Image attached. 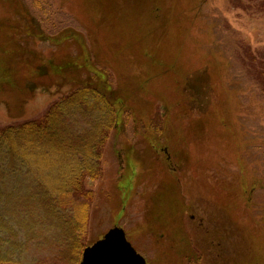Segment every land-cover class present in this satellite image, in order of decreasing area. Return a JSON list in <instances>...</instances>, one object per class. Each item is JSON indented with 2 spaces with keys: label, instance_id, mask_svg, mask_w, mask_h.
Wrapping results in <instances>:
<instances>
[{
  "label": "rangeland",
  "instance_id": "1",
  "mask_svg": "<svg viewBox=\"0 0 264 264\" xmlns=\"http://www.w3.org/2000/svg\"><path fill=\"white\" fill-rule=\"evenodd\" d=\"M86 1V7L91 8L90 17H85L90 23L84 20L86 14H81L85 2L80 0H0V47L11 41L12 49H17L13 57H8L12 60L8 66H12L14 75L22 68H26L22 71L24 74H31L30 60L52 58L51 54L60 47L49 38L64 28H77L86 33L94 52L97 49L92 61H103L96 34L89 32V28L95 29V21L101 22L99 28L110 38L107 41L123 31L124 35L128 34L134 29L133 23L139 32L137 40L142 36L149 41L154 35L152 27L160 16L165 25H175L183 31L180 61H184V71L200 65L197 56L201 53L195 45H202L203 57L209 56L207 49L212 51V57L222 67L221 80L225 83L222 102L228 103L234 114L225 127L231 126L235 132L231 130L226 139L221 133L225 122L213 123L198 110L193 115L184 113L180 104L168 110L164 102H172L175 94L159 90L162 102L153 97V83L141 84L143 94H136L134 73L141 79L140 72L151 66L148 62L146 67L141 59L134 63L129 56L138 57V51L145 47L144 41L137 49L124 48L126 56L118 58L115 67L111 65L105 78L80 73L83 84L88 80L103 84L105 89L110 86L116 90L123 88V92L128 90L136 111L154 115L155 122L158 119L165 122L168 130L163 138H155L147 134L144 122L127 111L121 124L109 132L102 148L101 175L96 181L87 182L94 197L87 211L86 228L76 236L82 248L74 252L75 256L78 252L82 258L88 242L102 238L110 228L119 225L147 258V264H245L239 254L244 250L245 236L249 231L255 234L260 229L263 233L264 229L261 224L264 217V93L258 84L262 79L264 89V76L258 73L264 70V0ZM109 3L115 11H111L112 16L105 15L102 22L100 8L105 5L109 10ZM28 19L38 29L30 27ZM28 28L31 30L27 31ZM155 29H160L159 23ZM163 32L166 31H160ZM148 41L146 45L155 44ZM115 45L111 43L112 51L117 48ZM173 45L167 50L169 54ZM55 81L49 87L36 90L34 96L31 92L27 94L28 101L23 107L16 105V89L2 86L0 128L37 117L58 94L76 90L80 85L77 81L60 83L59 80L60 85L56 87ZM188 82L202 95L203 108L210 98L216 101L208 70L194 72ZM198 117L200 121L196 123ZM192 123L196 124L194 130L190 127ZM179 127L185 136L183 141L176 132ZM166 143L170 152L165 149ZM159 149L161 153H157ZM241 182L245 187L240 186ZM11 188L18 190L17 195L8 196L0 204L3 211L0 213L6 219L0 228L4 240L1 251L11 256L9 264H77L71 261L74 253L66 256L63 229L45 216L44 206L35 202L32 194L26 193L30 188L16 183ZM9 218L15 221L9 222L8 229L2 228ZM18 218L23 222H18ZM205 227L210 234L204 231Z\"/></svg>",
  "mask_w": 264,
  "mask_h": 264
},
{
  "label": "trees",
  "instance_id": "2",
  "mask_svg": "<svg viewBox=\"0 0 264 264\" xmlns=\"http://www.w3.org/2000/svg\"><path fill=\"white\" fill-rule=\"evenodd\" d=\"M80 1L81 3L85 2L84 12L81 11V14H86L84 15V20H86L87 15L90 17L89 10L91 7H86V0ZM109 8L111 10H108L105 5L100 8L103 11H101L103 13L101 15L102 22L106 18L105 15L112 16L111 11H115L112 3H109ZM157 10H160V8ZM157 14L159 15V13ZM29 19L27 21H29L30 27L38 29L32 19L31 21ZM182 20L183 18L181 17ZM89 21L90 19L86 20V22ZM131 22L133 23L132 20ZM100 23L95 21L93 23L95 29L89 28V32L96 34L97 46L103 51L101 52L98 49V53L102 54L105 61L97 59L93 62L92 58L94 53H97V49L94 52L93 46L88 42L89 40L84 32L71 27L62 29L51 38L46 32L44 33L47 39L52 40L60 49L56 53L51 54L52 58L48 60H43V58H37L39 60L34 61L30 60L31 74H24L22 71L26 68H22L21 71H17L18 74L14 75L15 71L11 70L12 66H8V64L12 63V60L8 57H13L17 49H12L11 41L0 47V53L2 54L0 56V88L8 86L11 89H16L14 91L18 92L15 99L18 102L16 105L23 107L28 101L27 94L31 92L34 96L36 90L44 88L46 85L47 87L53 85L56 82L55 80H57L56 87L64 81H77L80 83L76 90L66 94H58L59 97L54 99L46 107V111L37 117L18 121L0 128V204L8 196L15 195L18 192V190L11 188L14 183L27 186L28 189L30 188L26 193L32 194V199L44 206L45 216L63 229L62 235L66 242L67 257L82 248V246L78 245L76 236L78 232L86 228L87 211L94 197L92 190L87 187V182L99 179L101 175L102 148L106 143L109 132L115 125L121 124L123 121L124 112H132L135 118L140 119L139 122H144L147 134H153L155 138H163L167 134L166 129L168 130L165 122L163 123L160 119H158L159 122H155L156 117L154 115L148 116L143 113L140 114V111L137 112L132 103H130L128 90L125 89V92H123V88L116 90L110 86L108 87L109 89H105L103 84L88 80L83 84V81L79 80L80 73H93L97 79H103L107 76L105 72L111 69V65L115 67L118 58L120 60L126 56L124 48L129 46L130 49H137L139 44H144L143 51H138L140 52L138 57L132 54L129 56V59H132L134 63L141 59L146 67H148V62L151 66L140 72L142 75L141 79L136 76L137 73H134L133 84H136V94H143L141 84L146 85L149 83L151 85L153 83L152 94L154 98L161 100L160 93L163 90H169L175 94L173 101L170 103H165L161 100L166 104L168 110L171 106L174 107V105L180 104L181 111L184 113L189 112V114L193 115L196 112L195 110H198L204 113V117L210 118L213 123L221 124L225 122L221 133L224 134L226 139L231 130L235 132L231 126H229V129L225 127V125H229L228 122H230L234 114L228 103L222 102L225 97L223 89L225 83L221 80L222 67L219 68L217 59L212 57L213 53L210 49H207L209 56L206 58L203 57L202 45L200 43L195 45L197 52L201 53L197 56V63L200 65L187 67L186 71H184L182 69L184 61H180L183 56L182 48L184 47L182 46L183 31L175 25H165L160 16L156 21V25L159 23L160 29H155L156 25H153L152 32L154 35L151 40H145V37L142 36L137 40L139 32L133 23L134 29L128 34L124 35L122 30L123 34L111 38V41L115 42L117 47L113 49L114 51L110 48L113 42L107 41L110 38L99 28ZM30 30L31 28H28L27 31ZM163 30L166 32L160 33ZM141 41H144L143 44ZM146 41L148 43L154 41L155 44L149 43L146 45ZM172 44L174 45L172 46L171 54H169L167 50ZM175 49L180 50L177 53ZM202 69L208 70L211 82L213 81L214 85H216L211 86L212 96L216 98V101L210 98V102L206 104L205 108H203L204 104H202V95L196 91L197 87L188 85L189 76ZM128 73H131V71ZM250 73L253 72L250 71ZM258 73H260V77L264 76V70ZM59 80H61L60 83H58ZM29 84L32 85L29 86ZM258 84L260 89H262V93H264L262 79ZM6 104L8 107L11 105ZM229 105L231 104L229 103ZM198 119H194L195 121L197 120L196 123L200 121L199 117ZM202 119L203 121L205 120L204 118ZM195 125V123H192L190 127L194 130ZM176 132L181 141H183L185 136L182 135L180 127ZM176 132L173 133V138L176 136ZM166 147L170 149L167 143ZM173 151L176 152L175 149ZM163 152L165 153V149ZM157 153H161V150H157ZM165 158L168 160L167 156ZM243 184L244 182H241L240 186L242 187ZM124 192L123 196L125 197L127 192ZM226 207L229 208L228 206ZM69 210H71L70 214H68ZM12 219L9 218L6 225L4 224L2 228L6 227L8 229V224ZM5 220V216L0 213V228L2 223H5ZM261 224L264 228V217L261 219ZM253 232L249 231V234L245 236L244 250L239 252V254L243 257L245 264H264V229L263 233H261V229L255 234ZM2 240L3 238L0 234V264H9L11 256L1 251ZM95 241L88 242L86 246ZM75 254L71 261L79 264L81 257L79 258L78 252L76 256Z\"/></svg>",
  "mask_w": 264,
  "mask_h": 264
},
{
  "label": "water",
  "instance_id": "3",
  "mask_svg": "<svg viewBox=\"0 0 264 264\" xmlns=\"http://www.w3.org/2000/svg\"><path fill=\"white\" fill-rule=\"evenodd\" d=\"M80 264H147L122 226L110 228L102 238L85 247Z\"/></svg>",
  "mask_w": 264,
  "mask_h": 264
},
{
  "label": "bare ground",
  "instance_id": "4",
  "mask_svg": "<svg viewBox=\"0 0 264 264\" xmlns=\"http://www.w3.org/2000/svg\"><path fill=\"white\" fill-rule=\"evenodd\" d=\"M86 34V33H85ZM10 108V107H9ZM165 149L169 152V149H168V147H165ZM169 155V154H168ZM169 157H171L170 155H169ZM192 216V215H191ZM18 222H23V221H21L19 218H18ZM202 227H203V224L201 225ZM208 230V231H207ZM204 231H207V233L208 234H210L211 233V231H209V229L207 228V227H205L204 228ZM126 235H127V233H126ZM128 236V235H127ZM129 239V238H128ZM133 245V244H132ZM136 248V247H135ZM138 251V250H137Z\"/></svg>",
  "mask_w": 264,
  "mask_h": 264
},
{
  "label": "flooded vegetation",
  "instance_id": "5",
  "mask_svg": "<svg viewBox=\"0 0 264 264\" xmlns=\"http://www.w3.org/2000/svg\"><path fill=\"white\" fill-rule=\"evenodd\" d=\"M169 156V155H168ZM167 156V158L169 159V160H171L169 157ZM192 218H195V216L194 215H192ZM202 224V223H201ZM139 251V250H138ZM146 258V257H145ZM146 260H147V258H146ZM147 263H148V260H147Z\"/></svg>",
  "mask_w": 264,
  "mask_h": 264
}]
</instances>
